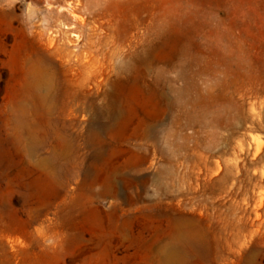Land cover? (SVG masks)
Wrapping results in <instances>:
<instances>
[{"label": "rangeland", "instance_id": "1", "mask_svg": "<svg viewBox=\"0 0 264 264\" xmlns=\"http://www.w3.org/2000/svg\"><path fill=\"white\" fill-rule=\"evenodd\" d=\"M30 56L50 102L28 97ZM173 249L264 264V0H0V264Z\"/></svg>", "mask_w": 264, "mask_h": 264}, {"label": "bare ground", "instance_id": "2", "mask_svg": "<svg viewBox=\"0 0 264 264\" xmlns=\"http://www.w3.org/2000/svg\"><path fill=\"white\" fill-rule=\"evenodd\" d=\"M32 35L34 37L33 33H32ZM77 60H78V57H77L76 61ZM25 62L28 63V69H29L28 74L26 75V78H25L26 79V87H25V89H26V92L28 94V97H30L31 100L34 103H47V102H50L52 100V98L56 96L55 94H53V90L55 89L54 88V86H55L54 84H55V82H57L58 78H56V75L54 74V72L51 71V69L49 67L45 66L39 59H37V58L33 59V56H30L27 59H25ZM66 62H67V66L69 68H71L72 65L70 64V61L66 60ZM171 81H174V80L172 79ZM166 90H169V89H166ZM166 90H165V87H164V88H162L161 91H158V96H159L158 97V103H159V105L163 106L164 111H166V110L168 111L170 108L178 109V108H175L176 107L175 99L172 98L171 96H169L170 93L168 95L167 92H169V91H166ZM113 107H114V105H113ZM113 107L111 108V106H110L109 112L107 113V115L109 117L108 118L109 119V125H106L104 127V130H107L110 126H112V129L114 127H116L118 125V121L121 118V110L118 109V108H115V107L113 108ZM158 128L156 126H151L148 129H146L145 130V137L149 138L150 134L157 133L158 132ZM148 132H149V134H148ZM157 147H155V148H157ZM119 173H121V172H119ZM225 173H227V172H225ZM118 177H121V176H119V174L116 171H114L109 176V178L107 179L108 182L106 181L107 185L105 187V190H102L100 192V194L104 195V194H108V193H111V192L112 193L116 192L115 185L117 184V178ZM171 179H172V177H171ZM136 182H137V180L135 179V183ZM156 186H157L156 189H158V190L165 191V192L167 191L165 189V187L161 186L160 183L156 182ZM167 189H168V187H167ZM177 260H178L177 251L175 249H173L171 251L169 250V252L166 254V264H176Z\"/></svg>", "mask_w": 264, "mask_h": 264}]
</instances>
